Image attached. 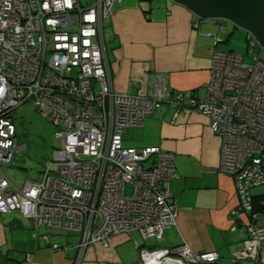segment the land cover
Masks as SVG:
<instances>
[{"label": "built area", "instance_id": "obj_1", "mask_svg": "<svg viewBox=\"0 0 264 264\" xmlns=\"http://www.w3.org/2000/svg\"><path fill=\"white\" fill-rule=\"evenodd\" d=\"M121 0H0V215L21 211L34 230L78 233L80 258L91 244L117 235L161 241L177 225L170 183L180 178L175 155L159 147H125L129 130L164 105L205 116L222 138L220 170L233 177L247 238L231 264H264V48L247 34L246 55L215 50L204 98L174 91L155 76L145 93H118L110 72L104 27ZM194 27L200 20L195 16ZM221 34L226 29L220 28ZM214 45L220 36L207 34ZM28 102L57 129L61 147L39 181L17 187L4 167L19 146L12 113ZM128 187L131 193H128ZM264 196V195H263ZM141 264H218L217 252L188 245L144 248ZM55 249L61 250L58 245ZM66 251V248L63 249ZM31 255L27 256V263ZM78 261L77 264L80 262Z\"/></svg>", "mask_w": 264, "mask_h": 264}, {"label": "crops", "instance_id": "obj_2", "mask_svg": "<svg viewBox=\"0 0 264 264\" xmlns=\"http://www.w3.org/2000/svg\"><path fill=\"white\" fill-rule=\"evenodd\" d=\"M194 19L189 9L171 0L116 3L114 15L104 27L115 90L129 95L145 93L151 80L162 75L174 91L204 98L212 54L230 51L227 45L235 29L227 24V32L221 34L220 23L214 20H203L196 29ZM207 34L225 41L215 46ZM123 143L137 149L159 147L175 155L180 178L171 181L170 189L179 207L177 225L167 229L161 241L144 240L134 232L132 237H112L108 247L91 244L79 264H141L135 242L149 249L188 245L200 253L217 252L219 264H231V254L241 249L248 236L242 222L249 215L231 216L238 207L236 186L233 177L220 170L222 138L211 132L209 120L191 109L176 114L164 105L147 116L143 128L129 130ZM8 170L5 168L13 182ZM25 182L21 186L13 183L21 188ZM81 241L78 233L47 228L36 232L33 221L21 211L0 215V264H28V255L29 264H77Z\"/></svg>", "mask_w": 264, "mask_h": 264}, {"label": "rangeland", "instance_id": "obj_3", "mask_svg": "<svg viewBox=\"0 0 264 264\" xmlns=\"http://www.w3.org/2000/svg\"><path fill=\"white\" fill-rule=\"evenodd\" d=\"M228 25L235 29V33L227 48L236 54L244 55L247 64H253L254 60L246 55L247 32L234 27L232 23ZM221 46L223 45L221 44ZM12 118L16 127L19 146L24 148L16 153L14 166L6 165L4 169L10 168L11 171H8L14 177L13 182L21 186L26 180L38 181L41 179L47 164L53 160L54 151L61 147V141L55 137L57 129L54 125L41 117L30 102L13 112ZM127 192L131 193L130 187H128ZM252 193L264 194V186L254 189ZM261 198L264 196L261 195Z\"/></svg>", "mask_w": 264, "mask_h": 264}, {"label": "water", "instance_id": "obj_4", "mask_svg": "<svg viewBox=\"0 0 264 264\" xmlns=\"http://www.w3.org/2000/svg\"><path fill=\"white\" fill-rule=\"evenodd\" d=\"M171 1L189 9L199 20H225L232 23L234 27L253 36L264 48V0ZM82 257L83 254L80 260Z\"/></svg>", "mask_w": 264, "mask_h": 264}, {"label": "flooded vegetation", "instance_id": "obj_5", "mask_svg": "<svg viewBox=\"0 0 264 264\" xmlns=\"http://www.w3.org/2000/svg\"><path fill=\"white\" fill-rule=\"evenodd\" d=\"M195 17V16H194ZM201 21H203V20H200L199 22H197V24H198V27L197 28H199V25H200V22ZM214 21H219V23H220V28H224V29H226V32H227V24H229L227 21H225V20H214ZM194 23H195V20H194ZM195 28V27H194ZM196 28V29H197ZM221 33V32H220Z\"/></svg>", "mask_w": 264, "mask_h": 264}, {"label": "trees", "instance_id": "obj_6", "mask_svg": "<svg viewBox=\"0 0 264 264\" xmlns=\"http://www.w3.org/2000/svg\"><path fill=\"white\" fill-rule=\"evenodd\" d=\"M230 51H232V50H230ZM234 52V51H233ZM180 92H184V91H180ZM188 93H192V92H188ZM194 94V93H193ZM219 264V263H218Z\"/></svg>", "mask_w": 264, "mask_h": 264}]
</instances>
